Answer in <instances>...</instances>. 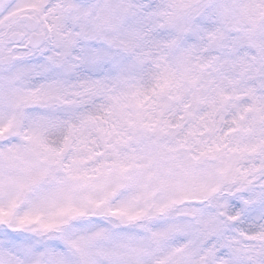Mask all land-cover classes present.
Returning a JSON list of instances; mask_svg holds the SVG:
<instances>
[{
    "label": "snow or ice",
    "instance_id": "obj_1",
    "mask_svg": "<svg viewBox=\"0 0 264 264\" xmlns=\"http://www.w3.org/2000/svg\"><path fill=\"white\" fill-rule=\"evenodd\" d=\"M0 264H264V0H0Z\"/></svg>",
    "mask_w": 264,
    "mask_h": 264
}]
</instances>
